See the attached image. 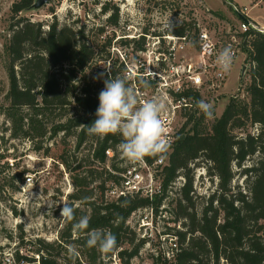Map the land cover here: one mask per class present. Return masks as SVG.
<instances>
[{
  "label": "trees",
  "instance_id": "16d2710c",
  "mask_svg": "<svg viewBox=\"0 0 264 264\" xmlns=\"http://www.w3.org/2000/svg\"><path fill=\"white\" fill-rule=\"evenodd\" d=\"M35 1L16 0L11 7V36L7 47L9 104L3 112L11 122L12 136L29 139L36 149H44L47 155L52 156L51 144L59 136L63 140L75 136V149L80 151L82 147L87 152L85 157H78L72 147H65L56 155L73 173L76 189L69 195L68 205L75 210V220L66 222L59 242L36 239V252L41 255L42 264H105L103 254L86 245L87 232L93 229L110 231L116 237L115 251L123 247L119 254L124 263H130L144 246V239L138 237L128 219L134 211L150 205L158 212L163 204H166L163 211L168 213L169 220L184 226L178 229L181 250L173 264H264V32L253 28L240 32L251 64L249 101L231 98L210 127L205 124L203 113L198 115L197 109L186 111V120L169 150L163 155L144 158L148 164H153L164 156L165 163L155 175L163 183V193L153 200L140 193L108 199L107 185L119 182V173L132 163L124 157L120 159L118 145L122 137L119 134L100 139L89 135L84 125L96 119L104 80L109 76L126 75L128 62L120 56L115 59L110 56L106 48L112 40L108 37H104V45L99 49V44L91 40L85 23L75 26L56 21L45 28L22 15ZM110 10L113 11L107 17L108 24L118 25L119 7L107 1L101 11ZM242 18L245 20L247 16L242 13ZM194 28L198 39L199 30ZM97 30L102 36L105 25H99ZM191 31V25L183 22L169 32L192 38ZM146 35L147 32L118 40L124 46H132L137 53L144 52ZM193 40L197 43L196 38ZM132 83L138 86L136 90H153L157 79L146 75L142 66L129 80L130 86ZM175 96L193 97L197 103L201 93L184 86ZM254 124L258 128L256 134L245 129ZM236 129H245V134L237 133ZM48 132L50 135L45 139ZM108 149L114 152L111 158L106 153ZM254 155L258 158L241 172L245 175L247 191L240 187L236 190L232 184L233 165L241 168ZM3 157L0 155V162ZM108 160L112 161L111 165L107 164ZM200 162L206 166L208 178L218 179L217 189L207 198L198 195L194 185L191 164ZM179 176L185 180L175 190L172 183ZM197 197L206 198L200 212L196 210ZM76 201L87 208L73 207ZM170 213L174 218L170 219ZM83 216L89 218L88 228L76 233L73 224ZM69 247L76 249L74 257L69 254ZM17 255L20 256L19 252ZM24 257L34 260V257Z\"/></svg>",
  "mask_w": 264,
  "mask_h": 264
},
{
  "label": "rangeland",
  "instance_id": "374dc122",
  "mask_svg": "<svg viewBox=\"0 0 264 264\" xmlns=\"http://www.w3.org/2000/svg\"><path fill=\"white\" fill-rule=\"evenodd\" d=\"M15 1L0 0V155H4L0 162V247L17 248L18 252L21 249L24 255L35 258L38 254L36 239L59 242L61 233L66 226V221L61 217V210L64 204L70 203L69 195L76 189L73 173L56 158V155L60 154L65 147H72V152L78 157H85L87 152L82 147L80 151L75 149V136L66 140L59 136L56 142L51 144L52 156L47 155L44 149H36L27 138L12 136L11 122L4 114L3 108L9 104L10 79L7 47L11 36V7ZM107 1H110L111 5L119 7L118 25H111L107 22V17L113 10L107 13L101 11L102 5ZM230 1L242 11L250 9V14L261 16L259 21L264 23V0ZM22 15L32 21L40 22L45 28L56 21L60 24L68 23L75 26L85 23L91 40L95 44H99V49L104 45V37L112 40L106 51L114 59L118 56L126 59L128 62L126 74H131V79L144 66L146 74L163 71L173 86L181 84L183 87L191 86V83L186 80L184 67L190 62H195L198 56L199 43L194 27L199 31L207 30L217 45L222 48L232 41V35L235 34L240 45L232 70L223 81L214 80L215 86H211L212 83L209 82L200 88L201 97L199 100L213 105V118L205 117V124L210 127L214 119L223 113L231 98L236 97L249 101L247 87L251 81V64L240 36V25L243 18L234 11V7L228 0H50L42 7L33 6L22 12ZM169 18L175 27L183 22L189 23V26L192 27L190 33L192 41L183 50L177 52L175 59L160 55V51L168 50L169 37L176 36L170 34L169 30L163 26ZM99 25H105V32L102 36L97 34ZM145 32L147 35L144 52L137 53L132 46H124L118 40L121 37H139ZM193 38H196L197 43H194ZM172 65L180 67L178 74L169 71ZM109 68L110 62L107 63V69ZM211 74L208 77L210 79L213 78ZM131 86L138 87L135 83H132ZM136 91L141 101L154 96L162 97L166 101L167 111L162 116L164 120L171 121L175 135L186 120L184 116L186 111L198 110L197 114H202L197 107L191 110L182 107L172 113L170 102L163 92L155 93L151 88ZM245 129L254 134L258 131L255 124L249 125ZM245 129H236L235 131L244 135ZM49 135L50 132L47 133L45 139ZM122 157L121 155L120 159ZM257 158L258 155L250 157L241 168L236 164L233 165L235 177L232 184L236 190L247 191L245 175L241 172L244 167L251 165ZM111 163L112 161L108 160L107 164L111 165ZM191 166L195 178V190L198 195H204L207 198L217 189L218 179L217 177L208 178V180L205 178L208 176L207 169L202 162L192 163ZM142 171L144 177L147 178L148 171L146 169H142ZM200 174L202 176L199 178ZM27 177H32V180L26 182ZM206 198H195L198 212L202 210ZM78 206L82 209L87 208L76 201L73 207ZM142 214L145 215L146 212L141 211ZM139 216L140 213H137L133 224ZM166 216L168 217L167 212ZM174 216L170 213V219ZM166 223L174 225L171 220L166 222L163 218H157L153 220V227L155 229L163 228L167 225ZM181 227L184 228L183 225Z\"/></svg>",
  "mask_w": 264,
  "mask_h": 264
},
{
  "label": "built area",
  "instance_id": "2783aa9c",
  "mask_svg": "<svg viewBox=\"0 0 264 264\" xmlns=\"http://www.w3.org/2000/svg\"><path fill=\"white\" fill-rule=\"evenodd\" d=\"M234 11L237 13H243L237 5L234 6ZM240 32H247L250 29H256L264 32V28L257 25L252 19L248 18L242 20L240 25ZM170 38V44L168 52H160L161 56L168 57L169 59H175L177 52L183 50L185 46L192 41L190 35L186 36H172ZM198 56L195 62H190L184 67V74L186 80L191 83L190 87L200 91V88L211 82V86H215L214 80L223 81L228 73H223L215 63L216 56L219 54L222 47H219L214 41L209 32L205 29H201L198 33ZM240 42L237 41L236 35H232V41L228 43L226 47H230L234 53V61L238 56ZM225 48V47H224ZM180 67L178 65H172L170 72L174 74L179 73ZM213 71V74H211ZM150 74V73H148ZM146 74V75H148ZM213 78H208L209 75ZM153 78L157 79V85L153 89L155 93L163 92L165 97L169 100L172 113L178 108L194 109L196 107V101L193 97H177L176 93H180L183 90V85L178 84L173 86L172 82H169L166 78V73L163 71H153L150 74ZM207 78V79H205ZM162 120L165 126V132L170 142V146L175 140V132L171 126V121ZM108 157H113L114 152L111 149L106 150ZM165 158L160 156L153 164H148L145 160L140 163L130 165L120 174L119 182H113L107 185L106 197L108 199H116L127 194L140 193L141 195L149 197L153 200L156 196L163 193V183L160 178H156L157 171L164 165ZM142 169L148 171L147 178L144 177ZM206 175V172L204 173ZM202 176V174L199 175ZM205 178L208 180V176ZM32 177H27L26 182H30ZM184 177L179 176L175 182L172 183L173 188L179 189L184 183ZM166 204H163L159 211L156 212L153 205L149 207L138 209L132 213L128 219V224L137 232L139 238L144 239V246L141 248L138 255L130 259V263H124L122 256L119 254V250L113 252L111 255L106 256L103 254L102 260L105 264H173L176 260L178 252L181 250L180 236L178 229H182L181 224L174 222V225L169 223L163 228L155 229L153 227V220L157 218H163L167 222L169 218L166 216V212L163 209ZM141 211H145V215H141ZM137 213L140 216L133 224L134 217ZM132 218V219H131ZM166 219V220H165ZM173 222V221H172ZM17 248L12 247H0V264H42L41 255L37 254L34 260L30 261L26 259L23 251L19 250L17 255Z\"/></svg>",
  "mask_w": 264,
  "mask_h": 264
},
{
  "label": "clouds",
  "instance_id": "9594fccd",
  "mask_svg": "<svg viewBox=\"0 0 264 264\" xmlns=\"http://www.w3.org/2000/svg\"><path fill=\"white\" fill-rule=\"evenodd\" d=\"M164 28L172 31L175 25L170 18L164 22ZM223 73H229L234 64V53L230 47L219 52L215 60ZM103 74H101L102 76ZM131 74L124 76H109L104 80V88L100 91L99 106L96 109V119L89 125H84L89 135L100 139L108 135L119 134L122 137L118 149L121 155L130 163L136 164L145 157H155L165 154L170 148V142L165 132L162 115L167 111L166 101L159 96L141 101L136 88L130 86ZM144 83V82H142ZM146 86V83H144ZM196 107L206 118H213V105L199 100ZM61 217L70 222L75 220V210L64 204ZM89 218L81 217L73 224L76 233L85 232ZM86 245L96 248L102 254H110L117 247L116 237L110 231L93 229L87 232ZM69 254L76 255V249L69 247Z\"/></svg>",
  "mask_w": 264,
  "mask_h": 264
},
{
  "label": "crops",
  "instance_id": "0c3cea01",
  "mask_svg": "<svg viewBox=\"0 0 264 264\" xmlns=\"http://www.w3.org/2000/svg\"><path fill=\"white\" fill-rule=\"evenodd\" d=\"M260 1V0H259ZM245 10V9H244ZM249 11H250V9H249ZM249 11H248V9L247 10H245V11H243V12H245V15L248 17V18H250V19H252L257 25H259L260 27H263L264 28V23H261L260 21H259V19H260V17L261 16H259V15H252V14H250L249 13Z\"/></svg>",
  "mask_w": 264,
  "mask_h": 264
},
{
  "label": "water",
  "instance_id": "95a60500",
  "mask_svg": "<svg viewBox=\"0 0 264 264\" xmlns=\"http://www.w3.org/2000/svg\"><path fill=\"white\" fill-rule=\"evenodd\" d=\"M50 0H36L34 3V7H42L44 4L48 3ZM231 4V6H235L234 3H232L230 0H228ZM242 16V13H239Z\"/></svg>",
  "mask_w": 264,
  "mask_h": 264
}]
</instances>
